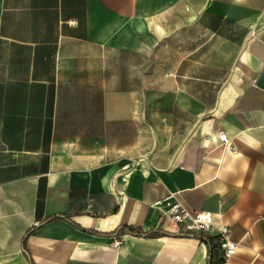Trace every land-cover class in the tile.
Wrapping results in <instances>:
<instances>
[{
    "label": "crops",
    "instance_id": "1",
    "mask_svg": "<svg viewBox=\"0 0 264 264\" xmlns=\"http://www.w3.org/2000/svg\"><path fill=\"white\" fill-rule=\"evenodd\" d=\"M168 193L235 253L159 222ZM211 244L264 264V0H0V264H210Z\"/></svg>",
    "mask_w": 264,
    "mask_h": 264
},
{
    "label": "built area",
    "instance_id": "2",
    "mask_svg": "<svg viewBox=\"0 0 264 264\" xmlns=\"http://www.w3.org/2000/svg\"><path fill=\"white\" fill-rule=\"evenodd\" d=\"M218 141L222 146L227 145L229 139L225 132L218 133ZM158 212L159 222L169 221L175 224L181 232H201L214 236L223 257H229L235 253L237 242L229 239V227L216 225L210 212L204 210H191L182 205L173 193H168L153 203ZM122 237L116 236L112 241V247L121 245Z\"/></svg>",
    "mask_w": 264,
    "mask_h": 264
},
{
    "label": "trees",
    "instance_id": "3",
    "mask_svg": "<svg viewBox=\"0 0 264 264\" xmlns=\"http://www.w3.org/2000/svg\"><path fill=\"white\" fill-rule=\"evenodd\" d=\"M127 230L132 231L133 228H127ZM217 257H218L217 248L215 246H213L212 244L209 245V260H210V264H219L220 260Z\"/></svg>",
    "mask_w": 264,
    "mask_h": 264
}]
</instances>
